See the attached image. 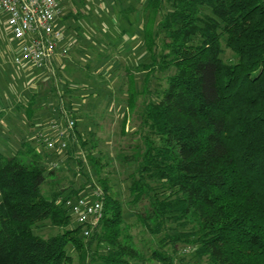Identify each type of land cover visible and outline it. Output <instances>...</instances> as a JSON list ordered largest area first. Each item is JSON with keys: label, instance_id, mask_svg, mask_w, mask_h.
<instances>
[{"label": "trees", "instance_id": "1", "mask_svg": "<svg viewBox=\"0 0 264 264\" xmlns=\"http://www.w3.org/2000/svg\"><path fill=\"white\" fill-rule=\"evenodd\" d=\"M144 12L149 62L138 66L166 74L140 119L143 150L128 175V205L110 192L100 157L80 151L86 140L68 112L76 141L63 153L45 150L44 130L35 135L43 154L64 168L45 165L26 140L23 158L0 153V264H189L177 258L178 244L180 252L192 250L193 264H264V0H147ZM86 161L98 172L92 188L102 192L103 212L88 235L82 224L71 226L66 206L84 196L76 178ZM44 183L54 184L47 196ZM143 200L146 213L131 208ZM131 216L151 236L145 250L133 242ZM46 221L55 233H36Z\"/></svg>", "mask_w": 264, "mask_h": 264}, {"label": "rangeland", "instance_id": "2", "mask_svg": "<svg viewBox=\"0 0 264 264\" xmlns=\"http://www.w3.org/2000/svg\"><path fill=\"white\" fill-rule=\"evenodd\" d=\"M146 2L147 0H59L64 10L69 9L74 13L80 10L81 14H84L71 15L69 19L60 22V29L64 34L69 31L70 41H73L68 51L69 69H57L56 77L53 72H49L40 79L38 75L45 71L43 68L24 64L26 62L21 66L13 63L6 65L0 77L3 79L1 82L4 81L3 86H8L9 115L7 122L0 125V153L23 156L18 153L23 138L30 144L35 143L33 145L42 155L45 165L49 164L52 158L46 157L43 153L49 151L46 152L36 143V130L45 131L54 120L64 124L59 114L62 103L61 107L65 111L77 117V130L82 139L86 140L80 151L84 153L88 149L100 157L101 174L108 178L110 192L118 195L122 204L128 205V175L135 171L143 150L140 119L146 104L156 99L157 88L165 85L166 74L164 72L152 76L147 68L138 66L140 62H149L148 54L145 60L143 46H136L137 40L133 38L139 36L142 40ZM5 17L6 14L0 10V38L2 51H5L7 56L8 53L14 54L19 49V43L7 31ZM160 22L161 15H158L156 23L153 24L158 33ZM69 24L71 26L68 27ZM161 36L162 34L158 36L157 42L161 43ZM129 79L134 90L132 105L126 102L131 85ZM34 82L35 89L32 87ZM24 91L26 93L22 96ZM31 98L32 117L30 120L19 119L20 116L23 117L26 109L21 102L31 101ZM123 112L126 113L124 133L121 128L124 118L120 115ZM6 127L9 131L5 134L3 132ZM59 162L57 163L63 166L64 163ZM69 166L76 167V162L70 161ZM92 166L86 161L83 169L85 175L81 174L76 178L84 186L81 192L83 195L86 194L84 192L93 190L92 185L100 184L97 180L98 172ZM70 172L66 170L68 176ZM59 182L67 184L69 181L62 179ZM52 184L42 185L44 196L54 189ZM144 202L146 201L143 200L138 206L131 208L138 207L146 213ZM128 221L137 249L145 250V243L150 244L149 240H152L150 234L135 217L131 216ZM75 225L76 222L72 221L71 226ZM56 230V227L49 225L47 221L34 229L42 236L51 235ZM177 248V258L182 257L189 264L195 263L191 258L192 250L180 252L184 248L183 244H178ZM146 250L149 252V248Z\"/></svg>", "mask_w": 264, "mask_h": 264}, {"label": "built area", "instance_id": "3", "mask_svg": "<svg viewBox=\"0 0 264 264\" xmlns=\"http://www.w3.org/2000/svg\"><path fill=\"white\" fill-rule=\"evenodd\" d=\"M0 10L6 14L7 31L19 43V49L11 55L15 64L27 62L39 68L48 65L53 58L67 55L64 33L60 29L63 8L59 0H0ZM60 112L64 124L54 120L39 136L45 150L61 154L68 142L76 141V136L74 119L63 108ZM56 164L55 160L50 162L51 167ZM101 193L95 187L88 195L66 201L72 219L83 225L85 235L103 216Z\"/></svg>", "mask_w": 264, "mask_h": 264}, {"label": "crops", "instance_id": "4", "mask_svg": "<svg viewBox=\"0 0 264 264\" xmlns=\"http://www.w3.org/2000/svg\"><path fill=\"white\" fill-rule=\"evenodd\" d=\"M69 14H68V13ZM76 12V11H75ZM83 12V11H82ZM71 13V14H70ZM84 13V12H83ZM64 14H68V16H67V19H69V17H71L70 15H73L74 14V11H69V9L66 11V10H64V8H63V15ZM80 15H84V14H80ZM65 16V15H64ZM63 16V17H64ZM66 19V20H67ZM69 26H71L70 24L68 25V27ZM77 28H79V26L77 27ZM65 35V41H64V45L66 46V48H68V51H69V47H70V45H71V43L73 42V41H70L71 40V38H70V35H69V31L67 32L66 31V33L64 34ZM139 37V36H138ZM137 36H135V37H133L134 38V40H137L136 42H135V44H136V46H140V45H143V42H142V40H140L139 38H138ZM1 40V39H0ZM3 46H2V44H1V41H0V75H1V72H2V70L3 69H5L6 68V65L7 64H10V63H13V64H15L13 61H12V56L11 55H13V54H11V53H8V55L6 56L5 55V51H2L3 49ZM10 54V55H9ZM69 57V55H68V52H67V55L66 56H64V57H59V58H53L52 59V61L48 64V65H45V66H42V67H39V68H43L45 71L43 72V73H40L39 75H38V78H40L41 79V77L43 78V77H45L44 75H47L49 72H53L54 73V75L53 76H55L56 77V72H57V69H59L60 71H63V70H67V68L69 69V66H68V62H67V58ZM24 64H27V62L26 63H24ZM24 64H21V65H24ZM15 65H17V64H15ZM21 65H18V66H21ZM28 65H31L30 63H28ZM33 66V65H32ZM3 79H2V77H0V125H3V124H5L6 122H7V120L6 119H8V115H9V107H8V100H9V91H8V89H7V85H4L3 86V82H1ZM36 83H38V81L36 82ZM3 87H4V91H3ZM33 89H35L36 88V86H35V82L33 83ZM39 91V90H38ZM24 93H26L25 91L23 92V93H21L22 94V96H24ZM33 93H36V92H33ZM32 99L33 98H31V101L29 100H24L23 102H21V105H24L25 107H28V106H30V103H32ZM22 103H25V104H28V105H25V104H22ZM60 106H62L61 104H60ZM63 107H61V109H62ZM60 109V110H61ZM125 112H123L122 114H124ZM122 114H120L121 116H123ZM24 117H22V116H20V118L19 119H21V120H25V119H23ZM8 127H6V128H4V132H3V130H2V132L3 133H8L7 131H9L8 129H7ZM78 129V128H77ZM76 129V130H77ZM78 132H79V130H77ZM1 133V132H0ZM4 134V135H5ZM2 136L0 135V138H1ZM22 140H23V138H21V142H22ZM33 144H35V143H33Z\"/></svg>", "mask_w": 264, "mask_h": 264}]
</instances>
